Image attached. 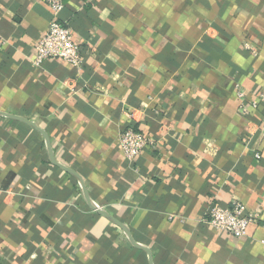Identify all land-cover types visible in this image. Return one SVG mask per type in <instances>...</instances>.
<instances>
[{
    "label": "crops",
    "instance_id": "obj_1",
    "mask_svg": "<svg viewBox=\"0 0 264 264\" xmlns=\"http://www.w3.org/2000/svg\"><path fill=\"white\" fill-rule=\"evenodd\" d=\"M53 18L0 0V264H264V0H75L79 70L32 65ZM235 200L244 239L204 222Z\"/></svg>",
    "mask_w": 264,
    "mask_h": 264
},
{
    "label": "built area",
    "instance_id": "obj_2",
    "mask_svg": "<svg viewBox=\"0 0 264 264\" xmlns=\"http://www.w3.org/2000/svg\"><path fill=\"white\" fill-rule=\"evenodd\" d=\"M53 14V21L45 35L37 42L35 51L30 61L36 69H40L47 61H59L74 69H81L83 58L81 45L76 41L69 25L59 21L60 13L69 3L75 0H43ZM3 41L0 38V52L3 49ZM238 97L245 99V93L238 91ZM264 101V92L254 97L252 106L257 108ZM119 146L129 160L138 158L148 147H154L153 141L134 129H128L121 133ZM257 158L260 155L256 154ZM258 221V217L248 213L245 205L235 200L231 207H224L214 202L205 217V224L223 234L236 239H244L248 235L251 224Z\"/></svg>",
    "mask_w": 264,
    "mask_h": 264
},
{
    "label": "water",
    "instance_id": "obj_3",
    "mask_svg": "<svg viewBox=\"0 0 264 264\" xmlns=\"http://www.w3.org/2000/svg\"><path fill=\"white\" fill-rule=\"evenodd\" d=\"M4 116L8 117L9 119L16 120V121H21V122H23V123H26L27 125H30V126H32V127H34V128H37L36 125H35L34 123H32V122H30V121H28V120H25V119H22V118H19V117H15V116H10V115H4ZM38 130H39L40 132H42V133L45 135V133H44L43 131H41L40 129H38ZM95 209H96L99 213L105 215L104 210L100 209L99 207H95Z\"/></svg>",
    "mask_w": 264,
    "mask_h": 264
}]
</instances>
